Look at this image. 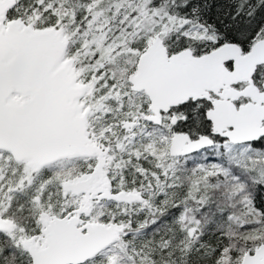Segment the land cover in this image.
Segmentation results:
<instances>
[{"label": "snow or ice", "instance_id": "obj_1", "mask_svg": "<svg viewBox=\"0 0 264 264\" xmlns=\"http://www.w3.org/2000/svg\"><path fill=\"white\" fill-rule=\"evenodd\" d=\"M0 264H264V0H0Z\"/></svg>", "mask_w": 264, "mask_h": 264}]
</instances>
